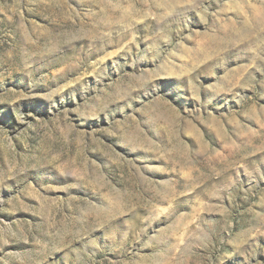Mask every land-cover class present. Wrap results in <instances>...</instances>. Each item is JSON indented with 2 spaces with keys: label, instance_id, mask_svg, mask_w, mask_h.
<instances>
[{
  "label": "rangeland",
  "instance_id": "obj_1",
  "mask_svg": "<svg viewBox=\"0 0 264 264\" xmlns=\"http://www.w3.org/2000/svg\"><path fill=\"white\" fill-rule=\"evenodd\" d=\"M0 264H264V0H0Z\"/></svg>",
  "mask_w": 264,
  "mask_h": 264
}]
</instances>
